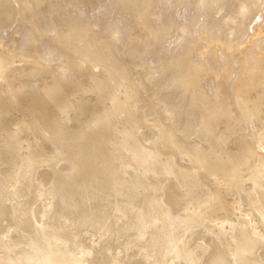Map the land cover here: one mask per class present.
I'll return each instance as SVG.
<instances>
[{
    "label": "bare ground",
    "instance_id": "6f19581e",
    "mask_svg": "<svg viewBox=\"0 0 264 264\" xmlns=\"http://www.w3.org/2000/svg\"><path fill=\"white\" fill-rule=\"evenodd\" d=\"M0 264H264V0H0Z\"/></svg>",
    "mask_w": 264,
    "mask_h": 264
}]
</instances>
